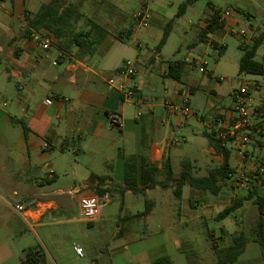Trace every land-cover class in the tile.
<instances>
[{
  "label": "crops",
  "instance_id": "0c3cea01",
  "mask_svg": "<svg viewBox=\"0 0 264 264\" xmlns=\"http://www.w3.org/2000/svg\"><path fill=\"white\" fill-rule=\"evenodd\" d=\"M51 1L0 0V112L4 114L1 126L3 142L0 147V216L2 215V203H5L3 194L7 187L14 188L13 193L22 195L24 201L28 200L34 203V210L27 213L29 216L18 212L20 223L33 229L42 244L40 248L45 252L48 264H50V257L46 251L51 249L59 251L62 247L67 246L69 240L77 232H81V223L84 221L80 218L79 200L82 196L96 195L93 188L101 183L100 178L105 179L102 182V187L111 188V191L104 197L98 196L103 202L99 218L102 217L105 205L114 199L115 191L121 196L123 209L129 195H147L153 190L149 189L146 193H133L131 190H127L124 194L121 193L118 188L126 186L125 165L129 158H133L136 165L138 186L142 184L141 172L145 164H154L162 170L164 164L169 160L174 176L177 177L183 169L182 162L185 160L192 162L193 173L196 176L209 175L211 170L219 167L223 162V156L220 154L222 160L219 166L209 167L206 175L195 173L196 162L199 165H207L213 160L211 156L214 151L218 153L216 148L211 146L208 156L205 155L200 160L196 157L184 158L179 162V168L181 166L179 171L175 172L174 170L173 157L180 156L178 155L180 141L176 134L181 130V123L174 122L171 114L176 112L167 109L166 103L173 101L174 106L178 107V104H182L178 100L180 99L190 105L188 94L195 93L199 90L200 85L192 80L189 84L184 83L183 77L181 82L170 77V63L184 62L186 64L185 73L188 66H199L200 70L201 63L206 62V70L202 73L209 77H212L214 69H209L207 60L200 57L199 54H190L189 59L186 60L168 61L162 57V49L170 38L173 26L164 46L160 50L158 46L163 38L166 25L170 21H173L174 24L173 19L164 20V17L153 11L149 5L144 8L149 13V19L162 24L163 27L158 45L143 58L144 65L139 61L143 55L144 46L137 44L138 46L133 47L131 44H127L132 37L140 42L139 27L137 26L141 24L136 21L137 23L134 22L129 27H125L127 20L125 15L126 19L122 23H118L120 24L118 33L113 34L108 30L109 34L98 45L96 54L79 60L74 55L75 51L67 53L62 51L57 44L45 51L36 47L30 39L32 28L28 25L26 12L34 14L41 6L49 4ZM194 7L195 2L188 9H194ZM228 8L232 9L231 14L227 16L228 26H248L252 25L251 23L256 26L262 25L255 21L253 14L245 12L240 7L229 5L223 9L210 2L204 12L202 23L197 26L194 41L187 46L190 50L196 49L201 43L216 52L218 61L224 56L227 51V45L223 41L226 36L224 34L227 32L225 28L222 33L211 32V42L207 41L208 32L204 39H201L200 36L213 11L221 9L224 15ZM116 10L122 13L117 8ZM244 13L249 14V19L244 17ZM102 26L104 25L102 24ZM262 26L264 27V25ZM131 27L134 28L133 34L128 40L123 41L118 38L119 33L126 32ZM259 32H264V28ZM123 37L125 38L124 34ZM246 45L241 40V46ZM223 46L226 47V50L223 55H220L219 52ZM135 47L139 48V52L133 56V61L137 62V74L129 78L119 76L118 73L125 62L131 60L125 56L127 50H133ZM260 47L257 50L256 60L264 64V50L260 51ZM95 56L101 58L93 60ZM90 65L98 66L100 73L92 69ZM157 69L160 70L166 90L164 101L159 106L167 109L170 115L168 123L161 121L155 115L154 107L158 105L149 103V98L144 94V89L147 87L154 90L158 88L159 82L155 75ZM90 73L95 78L91 79V76L88 75ZM250 76H253L252 79H248L252 81V84L246 82L240 87H233L232 98L234 103L235 92L241 87H248L252 92V106L255 110L264 104V99H261V97L264 98V88L255 89V84L261 79L260 75ZM111 78H115L118 83L126 82L135 92V96L123 102L117 86L109 85L108 80ZM173 82H183L184 85L181 87ZM49 98L52 99L49 100ZM211 103L213 106L217 105L212 101ZM144 107L147 108L145 112L142 110ZM232 107L233 104L228 109H232ZM228 109L216 110L212 116L215 113L226 116L225 113ZM114 111L119 112L123 117L124 125L121 129L113 128L109 124L107 115ZM234 115V113L231 114L228 124L232 122ZM201 120L208 123L210 121L204 115ZM221 126H223V121H219L217 125L211 119L208 126L210 131H205L203 134L213 135L217 130L216 127ZM211 130L214 132L210 133ZM263 145L264 132L262 134L255 133L254 143H244L239 146L235 142L226 144L231 154L232 167L235 169V174L231 178L237 175L239 168L245 167L253 171L261 166V160L253 164L248 157L253 158L260 153L262 157ZM239 157H242L243 160L238 163ZM233 160H236V164L233 163ZM92 175L96 176L93 180H91ZM157 179L164 180V174L160 173ZM64 182H67V189L61 186L65 184ZM255 184L259 188H264L260 180H256ZM159 188L162 192L157 198L162 200L163 215L168 221L169 230L172 231L170 239L176 243L178 251L186 252L183 248L185 243H181L176 232L183 226L181 232L184 231L186 236L188 230H185V223L188 222L177 223L178 215H185L184 208L178 207L177 200L184 198L186 201L190 198V205L193 206L192 199H198L199 193L202 191L186 185L181 197H177L174 187ZM191 189L196 192L195 198L191 194L189 195ZM234 197L236 196L231 197L230 203L223 207L229 206ZM147 205L151 208L148 216L153 212L155 202L147 203ZM205 210L202 209L203 212ZM138 213L125 215L124 219L133 218ZM197 214L192 217L200 218L201 213ZM221 227L226 228L225 226ZM121 230L118 229V232ZM226 230L228 231L227 228ZM84 233L86 234L85 229ZM234 233L228 231L230 236ZM125 237L126 234L123 233L117 238L123 240ZM130 240L135 241L136 238ZM2 245L0 244V247ZM76 245L80 246V243L75 241L73 247ZM164 255L169 256L174 264L170 254ZM51 257L54 258V255Z\"/></svg>",
  "mask_w": 264,
  "mask_h": 264
},
{
  "label": "rangeland",
  "instance_id": "374dc122",
  "mask_svg": "<svg viewBox=\"0 0 264 264\" xmlns=\"http://www.w3.org/2000/svg\"><path fill=\"white\" fill-rule=\"evenodd\" d=\"M74 1L76 0H66L68 3ZM184 1L87 0L83 7L85 17L78 25L79 29L86 28L87 20L93 19L101 25L103 24L111 33L116 34L120 27L118 23H122L126 19L124 15L127 16L125 27H129L136 22L134 15L142 11L146 5H149L153 11L164 17V20H174L170 38L161 52L164 59L168 61L186 60L189 59L190 54H199L200 57L209 63L208 68L214 69L212 77L200 72L199 66H188L184 73V83L189 84L192 80L196 81L200 87L195 93L188 94V98L191 101L190 105L178 99L182 104H178L176 113L171 114L174 122L181 123V130L176 134L177 139L180 141L178 150V155L180 156L178 158L176 156L173 157L175 172H178L181 168V166L179 168V162L182 159L196 157L200 160L205 155H209L211 146L216 148L211 139L203 133L210 131L208 126L211 119L217 125L219 121H223V126L216 127V138H220L222 133L229 132L231 124H228V122L233 113V109H228L233 104L232 88L240 87L246 82L247 84H252V81L248 79H252L253 76L238 74L239 61L243 54L241 40L246 42L248 40H246V37L226 32L223 41L227 45V51L219 61L216 52L205 44L200 43V46L193 50L187 47L195 39L197 26L202 23L208 3L212 2L223 9H226L229 5L240 7L245 12L253 14L255 21L264 25V0H198L195 2L194 9H188L184 15L176 17L179 6ZM115 7L123 14L117 11ZM147 22L148 26L143 24H138L137 26L139 27L140 42L132 37L127 43L133 47L144 46L143 55L139 58L143 65V58L158 45L160 36L163 33L162 24L152 22L150 19ZM262 25H242L241 28L249 30L254 38L257 30L259 32L264 28ZM252 39H249V44L252 43ZM262 50H264V44L260 47V51ZM136 52H139L138 47L133 50L128 49L125 56L133 60ZM100 58V56H95L93 60H99ZM90 67L100 73L98 66L93 67L90 65ZM88 75L91 76V79L95 78L91 73ZM155 75L156 80L159 82L158 88L154 90L147 87L144 89V94L149 98V103L158 105L154 107L155 115L161 121L168 123L170 115L167 109L159 106L164 101L166 91L159 69L156 70ZM173 83L179 84L181 87L184 85L183 82ZM250 94L252 95L251 91ZM261 99L264 98L261 97ZM211 101L217 105L213 106ZM170 103L174 104L173 101H170ZM186 106L190 110V115L188 116L180 112L181 108ZM224 108L228 109L225 113L226 116L220 115V113H215L212 116L213 112ZM142 110L145 112L147 108L144 107ZM261 113H263V116ZM203 115L210 119L209 123L201 120ZM3 118L4 114L0 112V147L3 142L1 136ZM251 122L250 129L253 132L248 143H254L256 128L264 122V104L253 110ZM213 132L214 130H211L210 133ZM232 142H235L238 146L244 144L239 136L230 137L226 144ZM211 158L213 160L207 165H199L196 162L195 173L197 175H206L209 167L214 168L220 165L222 156L219 153L214 151ZM261 158V153L253 158L251 156L248 157L253 164L257 163ZM242 160V157H239L237 162L239 163ZM233 163L236 164V160H233ZM252 172V170L245 167L239 168L237 175L228 179L227 187L221 194L216 196L209 192H200L198 199H192L193 206L190 205V198L186 201L184 198L177 200L178 207L185 210V215H178L177 223L188 222L185 223V230L187 229L188 231L185 236L184 231L181 232L182 226V229L174 232L178 235L181 243H185L183 248L186 252L178 251L176 243H173L170 239L172 231L169 230L168 221L163 215L162 200L157 198L162 190L157 187L147 195H129L123 209L121 196L115 191L114 199L103 208L102 217L92 222L81 223V232H77L69 240L67 246L62 247L59 251L52 249L46 251L50 257V264H149L164 254H170L173 257L174 264H214L217 261L216 249H222L231 243V236L223 235L221 226H225L230 233L245 229L247 234L252 237L258 210L251 202H247L231 217L223 221L216 218L217 214L224 208L223 206L230 203L231 197L243 196L248 193V189L238 187L237 179L248 176ZM64 183L61 186L67 189V182ZM13 189L12 187H7L3 194L5 203H2V215L0 216V244H3L0 247V264H23L24 255L28 250L42 246L33 229L20 223V214L15 210V205L26 203L28 200L24 201L22 195H15ZM260 191L264 192V188H260ZM190 194L195 198V191L191 189ZM150 202H155V207L148 216L124 219L125 215L145 211L146 204ZM203 208L206 209L204 212L202 211ZM197 213H201L199 215L200 218L192 217V215H198ZM63 228L66 227L63 226ZM118 229L122 230L118 232ZM123 233L126 234L123 240L117 238ZM211 234L214 238L210 237ZM134 238H136L135 241L130 240ZM75 241L79 242L84 249L83 257L78 256L74 251L73 243ZM51 255H54V258ZM235 264H264L260 244L251 240L245 253L241 255Z\"/></svg>",
  "mask_w": 264,
  "mask_h": 264
},
{
  "label": "trees",
  "instance_id": "16d2710c",
  "mask_svg": "<svg viewBox=\"0 0 264 264\" xmlns=\"http://www.w3.org/2000/svg\"><path fill=\"white\" fill-rule=\"evenodd\" d=\"M86 0H76L74 2H66V0H52L49 4L43 5L34 13L26 12V19L29 27L34 30H44L49 33L55 40L57 46L67 53L74 52L77 59H84L96 54L98 45L109 34L108 30L93 19H88L86 28H78L79 23L84 19L85 15L82 12V7ZM198 0H186L179 6L177 17L182 16L188 7ZM240 12L239 9H237ZM245 15V16H244ZM246 19L249 14L244 13ZM223 11L215 9L211 14L206 28L201 31V39H204L207 32L222 33L224 30ZM173 21H170L165 29L163 38L158 46L160 50L167 41L171 32ZM133 27L126 32L119 33L118 38L126 41L133 34ZM125 35V38L123 37ZM264 32L260 33L257 30L255 37L251 44L241 46L242 57L239 63V74L247 75H264V64L256 60V54L259 47L263 44ZM226 47L220 49L219 54L223 55ZM186 64L182 61L172 62L169 67V75L173 79L181 82ZM192 92L194 90H191ZM211 142L215 145L216 151L223 156L222 164L211 170L207 176H196L193 173V164L190 160L182 162V171L179 176L175 177L173 168L169 160L164 164L163 169H159L154 164H145L141 172V186H138L136 180V165L133 158H129L125 165V187H119L121 193L124 194L127 190L133 193H146L149 189L156 187L168 188L174 187L175 195L181 197L184 186L189 185L202 192H209L213 195H219L227 187V180L235 174V169L232 167L230 161V151L223 145L221 138H216L213 135L207 134ZM261 166L264 168L263 161ZM163 173L165 179L159 181L157 176ZM251 187L248 193L243 196H236L233 198L231 204L225 207L218 215L217 220H224L233 215L237 210L242 208L247 202H251L258 209V217L256 219L252 237L247 234L245 229L236 231L231 236V243L222 248L216 249L217 261L214 264H235L241 255L245 253L248 243L253 240L260 244L262 250V257L264 260V192L260 191L259 186H256L255 181L260 180L264 186V172L260 170L251 174ZM96 178L91 176V180ZM101 183L95 186L94 192L99 197H104L111 191V188H103L102 182L104 178H100ZM150 206H146V210L134 215L133 217H143L150 212ZM132 217V216H131ZM223 235H228L226 228L221 227ZM211 238L214 236L211 234ZM23 264H48L45 252L40 248L28 250L23 259ZM151 264H173L171 258L167 255L158 257Z\"/></svg>",
  "mask_w": 264,
  "mask_h": 264
},
{
  "label": "built area",
  "instance_id": "2783aa9c",
  "mask_svg": "<svg viewBox=\"0 0 264 264\" xmlns=\"http://www.w3.org/2000/svg\"><path fill=\"white\" fill-rule=\"evenodd\" d=\"M232 9L228 8L223 15L221 21L223 22L224 28L228 33L231 34H238L240 36L246 37V44H249V39L253 38V34L249 32L246 28H241L242 26L236 25V26H228L227 25V16L231 14ZM237 13V12H236ZM134 19L138 21L140 24H143L145 26H148V20H149V13L146 9H143L142 11L138 12L134 15ZM249 19V18H248ZM252 26L255 25L254 23H251ZM211 32H208L207 34V41L211 42ZM30 39L32 43L42 50H50L53 46L56 45V40L46 31L44 30H34L32 29L30 34ZM253 40V39H252ZM57 64V62H55ZM206 62H202L200 66V71L205 72L206 70ZM137 65L135 61L128 60L125 62L123 67L120 69L118 75L123 76L125 78H129L131 76H135L137 74ZM260 80L257 81L255 84V89L260 90L264 88V75H260ZM108 83L110 86H117L121 93L122 101L130 100L135 96V92L126 84V82H117L115 78H111L108 80ZM52 98H49L51 100ZM252 95L250 94L248 87H241L239 88L235 94H234V103H233V113L235 114L234 117H232V122L230 123V130L227 133H222L220 135V138L222 139V143L224 146H226V141L230 137H240L241 140L244 143H248L250 141V134L253 132L250 129L251 126V116L253 113V106H252ZM166 107L169 110H173L174 112L177 111V107L174 106L172 103H166ZM180 112L188 116L190 115L189 108L182 107ZM263 116V113H261ZM108 121L111 127L121 129L124 125V120L122 115L119 112H110L108 115ZM264 122H262L261 125L256 128L255 133L262 134L264 132L263 127ZM263 155L261 158V161L264 163V146L262 149ZM261 171L264 172V168L262 166H259L253 172L255 171ZM252 174V173H251ZM251 174L248 176L242 177L237 179V185L239 188H245L248 189L251 187V181L253 180L251 177ZM34 203L27 201L26 203H18L15 205V210L19 213H24L26 216H29L27 213H30L34 210ZM103 207L102 200L96 196V195H86L82 196L79 200V213L80 218L84 222H92L99 218L101 215V210ZM74 251L76 254L80 257L84 256V249L76 245L74 246Z\"/></svg>",
  "mask_w": 264,
  "mask_h": 264
}]
</instances>
